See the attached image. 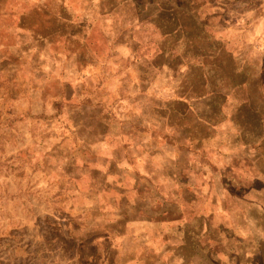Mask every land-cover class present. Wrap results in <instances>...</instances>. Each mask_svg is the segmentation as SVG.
<instances>
[{
	"label": "rangeland",
	"instance_id": "374dc122",
	"mask_svg": "<svg viewBox=\"0 0 264 264\" xmlns=\"http://www.w3.org/2000/svg\"><path fill=\"white\" fill-rule=\"evenodd\" d=\"M138 2L0 0V264H264V0H191L206 84Z\"/></svg>",
	"mask_w": 264,
	"mask_h": 264
},
{
	"label": "trees",
	"instance_id": "16d2710c",
	"mask_svg": "<svg viewBox=\"0 0 264 264\" xmlns=\"http://www.w3.org/2000/svg\"><path fill=\"white\" fill-rule=\"evenodd\" d=\"M138 1L139 7L143 8L147 14H151L148 19L146 18L142 22L140 20V24L144 22L152 24L157 29L158 35L160 36L159 38L162 40L161 44L164 45V48H160V51L156 50L157 54L153 62L159 60L166 53L167 56H164V58L168 60V66L174 69L177 74H180L183 69L193 70L197 74L199 80L204 81L206 84L211 80V76L218 71L215 64L211 67L207 65L206 61L210 59L216 62L218 57H221V54L223 55L225 53L229 54L230 58L233 57L232 52H227L229 49L225 48L223 41L216 38L215 34L218 35V33L215 31L214 27L210 25L209 20H207V18L203 20L205 12L201 11L199 13L198 10H200V8L197 7L198 5L193 4L191 0H189V3L185 4L188 12L184 11L183 13L187 14V17L192 18V20L198 21L197 23L199 26L196 25V28L186 25L181 19L182 11L171 6L169 3H157L154 7L151 5L149 7L146 6V1ZM181 3L184 4L185 2ZM190 6L193 9H191ZM199 32L204 37V40H206V48L205 45L200 46V44L195 41V35ZM37 34L42 37L40 32ZM156 45L159 50L160 45L158 46V41H156ZM180 147L184 149L186 145ZM172 203L174 206L176 205V209L183 207L180 205L177 206L175 202Z\"/></svg>",
	"mask_w": 264,
	"mask_h": 264
},
{
	"label": "crops",
	"instance_id": "0c3cea01",
	"mask_svg": "<svg viewBox=\"0 0 264 264\" xmlns=\"http://www.w3.org/2000/svg\"><path fill=\"white\" fill-rule=\"evenodd\" d=\"M34 39H35V42L37 41V44H40V42L42 41V40H45L44 38L42 39L41 37H40V35L39 34H37V35H35L34 36ZM40 46V45H39ZM27 51V50H29V47H27L26 48V46L23 48V51ZM9 65V64H8ZM7 68H9L10 66H6Z\"/></svg>",
	"mask_w": 264,
	"mask_h": 264
}]
</instances>
